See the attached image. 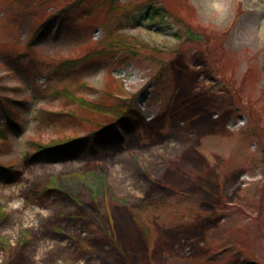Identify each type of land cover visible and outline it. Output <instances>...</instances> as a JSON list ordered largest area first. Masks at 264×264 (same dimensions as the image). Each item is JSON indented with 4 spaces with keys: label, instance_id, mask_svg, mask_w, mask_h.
Segmentation results:
<instances>
[{
    "label": "rangeland",
    "instance_id": "obj_1",
    "mask_svg": "<svg viewBox=\"0 0 264 264\" xmlns=\"http://www.w3.org/2000/svg\"><path fill=\"white\" fill-rule=\"evenodd\" d=\"M77 1L0 0V164L14 168L0 181V264H264V0H161L175 19H148L147 0ZM113 34L168 49V68L154 78L160 62L101 52ZM63 87L133 97L135 132L24 160L33 141L96 127Z\"/></svg>",
    "mask_w": 264,
    "mask_h": 264
},
{
    "label": "trees",
    "instance_id": "obj_2",
    "mask_svg": "<svg viewBox=\"0 0 264 264\" xmlns=\"http://www.w3.org/2000/svg\"><path fill=\"white\" fill-rule=\"evenodd\" d=\"M80 1L81 0H78L77 2ZM162 4L163 3L161 2V0H147V2L144 4L142 9H145L144 14L149 15V17L151 18L154 16L163 17L164 15L166 16L168 15L173 17V19H175L178 16L176 14H172L171 11L168 8H165L164 5ZM71 7H73V4H67L66 6L62 7L59 11L55 10V13L52 16L51 15L46 16L42 21V24L38 26L37 34L35 35L47 34L51 25V20L56 18V16H59L58 13L64 14V12L65 11L67 12V10H69ZM179 18L180 17H178V19ZM180 19H182L183 22H185L187 25L191 24L190 19L187 17L186 18L181 17ZM196 38L199 39L200 35H197ZM196 38L190 37L189 40H195ZM96 44L97 46L99 44L100 46H103V49L101 50V52L103 53L110 52L112 51V49H114L113 52H118L120 56H123L124 58L129 56L136 59L143 57L154 60L156 63L160 62V65L158 66L157 73L154 78H158L159 76H162V71L168 68V60L159 59V56L164 57L166 51L169 50L168 49L165 50L163 47L160 48V46L153 45L151 43H148L147 41H141L126 36L119 38L117 34H113L112 36L107 37L106 40L96 42ZM182 47L183 45H181L178 49L173 50L172 52H176L178 50L181 51ZM95 53L96 51L93 53H89L80 59L77 58V59L65 60L58 66V69L61 71H69L82 60L93 57ZM81 85L85 86L86 84H80V86ZM115 91L123 92V87L119 86L118 90L115 89ZM63 94L79 101L82 105L89 108L92 114L91 117H93L97 121L96 127L93 130L86 133V135L81 137H76V136L60 137L56 139H51L48 143H44L40 140L33 141L32 147H34V151L33 152L28 151L24 154V160H26L27 158L26 161H28L29 163L45 157L52 159L59 155L73 156L74 154L82 150L83 147L91 148L94 147L96 144L98 145V144H106V143H112V144L117 143L124 138V131L120 130L119 124H122L124 127H126L125 131L132 130L136 127V118L134 117L136 116L135 115L136 108L133 102V97H130V99H125V98L120 99L116 103L103 104V103L86 101L81 97L69 93L68 90H64ZM48 113L51 115H58V120H61L59 115H61L62 113H54V112H48ZM95 113H97L98 116H95ZM8 116L10 117L9 114ZM101 119L106 121L111 119V121L108 123L107 122L100 123L99 121ZM132 121L133 123L131 124ZM254 134H255L254 130L251 131L244 130V132H242V136L251 137ZM1 136L3 137L2 134ZM0 170L4 171L3 173L0 172V181H2L5 177H8V175L5 174V171H9V172L12 171V169H3V168Z\"/></svg>",
    "mask_w": 264,
    "mask_h": 264
}]
</instances>
